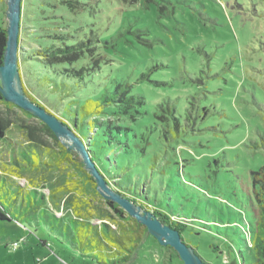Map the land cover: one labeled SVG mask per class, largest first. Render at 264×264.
<instances>
[{"label":"rangeland","instance_id":"374dc122","mask_svg":"<svg viewBox=\"0 0 264 264\" xmlns=\"http://www.w3.org/2000/svg\"><path fill=\"white\" fill-rule=\"evenodd\" d=\"M40 1L26 0L22 8L17 46L18 57L26 59L21 72L39 65L29 58L38 50L83 43L84 58L73 68H90L89 76L82 87L67 89L71 96L61 102L48 93L51 105L61 106L69 119L70 106L77 108L117 83L129 85V94L143 104L137 106L141 115L134 120L124 117L125 124L150 145L136 168L122 175L124 183L137 186L127 197L150 212L152 207L167 214L170 223L187 222L181 239L205 264H250L253 252L247 247L246 232L253 223L250 173L264 167V0H139L132 6L86 0L79 12L46 7ZM6 3L0 0V27L5 30ZM0 117L6 124L0 155L7 157L12 147L32 144L28 126L32 136L47 145V150L41 144L38 148L49 163L28 167L13 179L30 191L32 202L25 198V211L15 201L24 203L26 193L9 179L5 168L10 165L0 164V200L20 220L17 226L15 221L0 222V264H93L80 258L73 263L74 257L66 255L42 256L36 241L56 244L50 227L62 226L53 216L78 218L62 203L66 194L62 188L71 187L73 169L67 163L54 164L57 147L39 130L38 120L2 103ZM114 174L121 175L117 169ZM70 197L80 203L79 216L92 226L105 224L112 231L123 229V239L128 235L126 224L100 198L96 205H88L76 193ZM75 225L79 222L72 221ZM150 245L156 247L160 263L147 255ZM104 262L109 264L107 258ZM123 264L182 262L146 234Z\"/></svg>","mask_w":264,"mask_h":264},{"label":"trees","instance_id":"16d2710c","mask_svg":"<svg viewBox=\"0 0 264 264\" xmlns=\"http://www.w3.org/2000/svg\"><path fill=\"white\" fill-rule=\"evenodd\" d=\"M116 1L121 5L129 6L139 2V0ZM145 1L150 2L151 0ZM25 2L26 0H21L20 18L22 8L24 10ZM40 4H46V7L51 8L66 6L72 12H79L86 6V0H41ZM54 37L58 38L56 36ZM5 43L6 30L0 27V65L2 64ZM83 47L84 44L81 43L76 46H64L63 48H55L45 52L38 50L29 58L38 62L39 65H34V69L23 67V73L21 72V66L24 65V60L26 58L20 55V58L18 57V66L21 87L25 96L33 103L45 109L48 113H51L49 109L43 105V103H46L58 112L60 117L56 118L67 125L68 128L79 137L91 161L107 184L115 192L135 204L136 200L134 198H129L130 194L128 192L133 191L132 189L137 191V186H132V183L130 184L129 181H125L124 183V181H122V175H124L125 172L127 173L130 169L136 168L137 162L146 155L150 141L142 135H137L133 128H129L128 125L125 124L124 117H130L134 120L135 117L141 115V112L137 109V106L143 104L141 98L129 94L131 91L129 85L117 83L111 91L105 89L99 92L94 98H89L80 106H76L77 108L70 106L69 112L71 113V117H69V119L64 117V111H60L61 106H52L49 101L50 99L47 98L48 93H51L56 100L61 102L64 98L71 96L67 89L82 87L81 84L82 82L84 83V78L89 76V71L91 69L82 66L76 69L73 68V64L79 59L84 58ZM87 50L90 51V49ZM24 77L27 83L24 82ZM0 103L7 107H15L10 103H6L1 95ZM18 110L27 119L34 120L31 115L20 109ZM38 124L42 134L50 138L57 147V153H55L56 159L61 161L63 160L62 158H66L68 155L67 150L58 142L45 125L40 122H38ZM25 128L29 131L27 138L31 141V146L39 147L42 145L46 147V150L48 149L46 144H43L41 140L32 136L30 127L26 126ZM84 128L86 133L83 131ZM5 130L6 124L0 117V144L6 139ZM0 151H3L2 145H0ZM5 155L12 156V154L10 155L7 153ZM59 155H61V158ZM7 157L2 154L3 162L8 160ZM23 158L26 161L25 155ZM36 158L38 163H43L40 154L37 153ZM30 160L31 166L35 167L39 165L38 163L34 164L32 159ZM11 164L14 168H18V163L15 162L14 156L12 157ZM116 169L120 171L121 175L115 176L114 171ZM250 177L253 195V202L251 205L253 223L246 229L247 237L249 238L247 247L253 252V261L250 264H264V167L255 172H251ZM89 180L93 183L92 179L89 178ZM66 190L69 191L68 189ZM15 202L17 204V201ZM104 204L113 212L116 218L123 221L128 227L126 229L128 233V235L125 236L126 241L123 239L121 233H118L119 231H115L114 229L112 231L110 227L105 224H101L99 227L104 233L109 245L112 244L105 250L108 252L106 254L108 255L107 260L109 264H123L131 259V256L137 250L143 237L146 235V230L129 218L117 205L108 201H104ZM8 207L0 200V222L17 220L13 217L16 216V212L10 208V205ZM151 209H153L152 213L163 224L170 225L177 230L180 235L186 230L187 222L185 224L170 223L167 214L152 207ZM79 225H82V223H79ZM120 231L123 232L122 234L125 233L123 229H120ZM103 263L105 262L102 261V264Z\"/></svg>","mask_w":264,"mask_h":264},{"label":"water","instance_id":"95a60500","mask_svg":"<svg viewBox=\"0 0 264 264\" xmlns=\"http://www.w3.org/2000/svg\"><path fill=\"white\" fill-rule=\"evenodd\" d=\"M21 0H7L6 43L0 65V95L10 103L45 125L67 152L76 155L83 171L92 179L98 197L118 206L129 218L146 230L159 246L168 247L182 264H205L194 249L183 242L181 235L170 225L163 224L152 212L115 192L91 161L82 141L55 116L33 103L23 93L18 66V35Z\"/></svg>","mask_w":264,"mask_h":264},{"label":"crops","instance_id":"0c3cea01","mask_svg":"<svg viewBox=\"0 0 264 264\" xmlns=\"http://www.w3.org/2000/svg\"><path fill=\"white\" fill-rule=\"evenodd\" d=\"M44 151V150H43ZM43 151H39L38 147H33V146H29V147H24V146H20L19 149H15L14 147H12V149H10L9 153L7 152V154H12L14 156V160L15 162L18 163V168H14L13 166H11L12 163V157L8 156V160L3 162L2 159V155H0V164L1 166L4 167L5 164H9V168H5L7 169V171L10 174L9 179L13 181V179L15 178H19L18 176H20V171L26 170L28 169V167H33L31 166V163L28 162V160L32 159L34 164L38 163V160L36 158V154H40L41 152L43 153ZM68 155L65 158H62L63 160L59 161L58 159L54 158L52 159L54 161V164L59 166L60 164L63 163H67L69 165H71L72 169H73V173H71L70 175L72 176V180H71V187L68 188H62L63 191L66 192L65 196H63V204H66L67 207H69L72 211V213L78 218H73V219H69L66 216H63L62 218H56L55 216H53L52 212H50L53 216L54 220H58L62 223V226H60L59 228L57 227H50V231L51 233H54V238L55 240H57L56 244H48L46 242H44L43 240H39L36 241L38 244V246H41V252H42V256L45 257H50L51 255L58 256L61 257L66 255L68 258L70 257H74V259H70V262H75L76 259L80 260V262L82 263H86L84 260H88L91 263L94 264V262L97 263V261H105V259L107 258V254L108 252H106V248L110 247V244L108 243L107 239L105 238L104 233L102 232V230H100L98 227H94L90 224L89 220H83L80 216H79V204L80 203H75V201H73L71 199V197L69 198V196L72 193H76V196L79 198H81L83 203L85 204H92V202L95 203V205L97 204V202L99 201V197L95 191V187L94 184L89 180L87 174L83 171L81 164L79 163V161H75L73 154L67 152ZM19 155H25L26 156V161L22 158L19 157ZM41 155V154H40ZM41 161L43 163H38L41 166H49V163L47 162V158L44 157L43 155H41ZM61 158V155H59ZM30 157V158H29ZM68 159V160H66ZM26 165V166H25ZM32 181V180H31ZM13 184H15L16 188H19V191L22 190V192L24 191L26 194L23 195V200L24 203L21 204V202L17 201L18 207H22V210H26V203L27 201H25L26 197H28V199H30V191L24 188L19 187L14 181ZM61 189V187H59ZM66 189H68L69 191H67ZM83 192L88 193L89 194V199L88 196L86 194H83ZM68 193V194H67ZM40 197L39 199H41L42 201L46 202L45 200L42 199V197L40 195H36V198ZM51 197H55L54 195H51ZM84 198V199H83ZM31 200V199H30ZM32 202V200L30 201ZM31 204V203H30ZM22 212L20 213V215H22ZM17 219V215L13 216ZM90 218V217H89ZM44 219L47 221H49V217L47 215L44 216ZM18 221V222H17ZM75 221V222H79L82 223V225H75L74 227L71 226V222ZM10 222H14V221H10ZM16 222V223H15ZM14 223L17 226L18 224H20V220H16ZM25 233H28V231H26ZM118 233H122L121 231H119ZM64 234L68 235L67 237H64ZM125 239V238H124ZM35 240V239H34ZM70 246V249H68L69 251H67V247L66 245ZM67 245V246H68ZM109 245V246H108ZM151 248H149V251L147 252V255H149V257L151 259H153V262H161L159 255L157 254L156 251V247L154 245H150ZM51 250V251H50ZM158 250V249H157ZM53 251V252H52ZM136 252V251H135ZM150 254L152 256H150ZM98 255L101 256V258H98ZM134 255V254H133ZM80 256V257H79ZM145 256V254H144ZM145 258V257H144ZM144 262L145 259H144ZM72 264V263H71Z\"/></svg>","mask_w":264,"mask_h":264},{"label":"built area","instance_id":"2783aa9c","mask_svg":"<svg viewBox=\"0 0 264 264\" xmlns=\"http://www.w3.org/2000/svg\"><path fill=\"white\" fill-rule=\"evenodd\" d=\"M12 246L16 247L17 245L14 243ZM15 249V248H14Z\"/></svg>","mask_w":264,"mask_h":264}]
</instances>
